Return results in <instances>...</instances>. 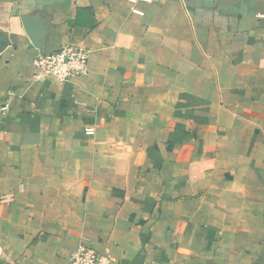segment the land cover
<instances>
[{"label":"crops","instance_id":"0c3cea01","mask_svg":"<svg viewBox=\"0 0 264 264\" xmlns=\"http://www.w3.org/2000/svg\"><path fill=\"white\" fill-rule=\"evenodd\" d=\"M0 35V264H264V0H0Z\"/></svg>","mask_w":264,"mask_h":264},{"label":"built area","instance_id":"2783aa9c","mask_svg":"<svg viewBox=\"0 0 264 264\" xmlns=\"http://www.w3.org/2000/svg\"><path fill=\"white\" fill-rule=\"evenodd\" d=\"M264 43V36H263ZM90 52L84 48L67 46L49 54H41L35 61L39 78H53L59 83L71 82L88 74ZM92 130H87L90 134ZM70 264H112L87 244H80L69 258Z\"/></svg>","mask_w":264,"mask_h":264},{"label":"water","instance_id":"95a60500","mask_svg":"<svg viewBox=\"0 0 264 264\" xmlns=\"http://www.w3.org/2000/svg\"><path fill=\"white\" fill-rule=\"evenodd\" d=\"M23 25L33 46L43 51V42L48 36L49 26L43 22L40 16L31 14H27L23 17ZM9 45V39L4 35H0V54L3 53Z\"/></svg>","mask_w":264,"mask_h":264}]
</instances>
